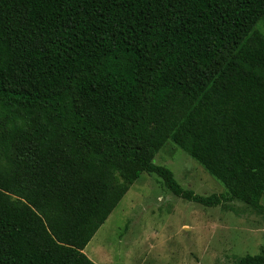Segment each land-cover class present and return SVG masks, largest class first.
I'll use <instances>...</instances> for the list:
<instances>
[{"label":"trees","instance_id":"trees-1","mask_svg":"<svg viewBox=\"0 0 264 264\" xmlns=\"http://www.w3.org/2000/svg\"><path fill=\"white\" fill-rule=\"evenodd\" d=\"M263 16L264 0H0V264H97L84 250L144 172L261 208ZM169 140L228 193L154 163Z\"/></svg>","mask_w":264,"mask_h":264},{"label":"rangeland","instance_id":"rangeland-1","mask_svg":"<svg viewBox=\"0 0 264 264\" xmlns=\"http://www.w3.org/2000/svg\"><path fill=\"white\" fill-rule=\"evenodd\" d=\"M264 34V16L257 23ZM154 163L170 168L185 189L200 195L228 193L172 140ZM261 208L240 200L205 206L176 196L155 173L144 172L85 249L98 264H231L264 253ZM95 255L94 258L92 255Z\"/></svg>","mask_w":264,"mask_h":264},{"label":"crops","instance_id":"crops-1","mask_svg":"<svg viewBox=\"0 0 264 264\" xmlns=\"http://www.w3.org/2000/svg\"><path fill=\"white\" fill-rule=\"evenodd\" d=\"M129 192V191H128ZM126 196V195H125ZM124 196V197H125ZM91 243V242H90ZM84 252H85V250H84ZM92 255V254H91ZM94 258H96V256L95 255H92ZM97 259V258H96ZM98 260V264H102V263H105L101 258H99V259H97Z\"/></svg>","mask_w":264,"mask_h":264}]
</instances>
